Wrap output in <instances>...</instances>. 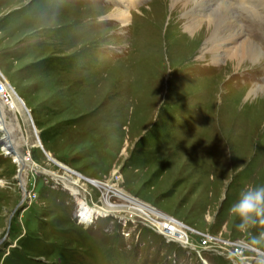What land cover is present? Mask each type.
<instances>
[{"label": "rangeland", "instance_id": "1", "mask_svg": "<svg viewBox=\"0 0 264 264\" xmlns=\"http://www.w3.org/2000/svg\"><path fill=\"white\" fill-rule=\"evenodd\" d=\"M126 2L0 0V82L29 110L18 114L27 172L0 131V264H260L264 245L250 239L264 224L240 231L228 209L264 184V12L226 0L263 58L217 64L170 0L130 6L125 27L110 15ZM47 154L81 176V196ZM98 181L149 206L157 224L126 213L86 225L84 197L130 204ZM171 222L187 244L159 231Z\"/></svg>", "mask_w": 264, "mask_h": 264}, {"label": "bare ground", "instance_id": "2", "mask_svg": "<svg viewBox=\"0 0 264 264\" xmlns=\"http://www.w3.org/2000/svg\"><path fill=\"white\" fill-rule=\"evenodd\" d=\"M127 1L129 2H126L125 6L127 10L121 11L118 9L115 11V13L110 15L111 17L113 16L118 18L125 27L129 25L131 20L129 9L144 0ZM240 2L250 3L252 5L254 4L256 7H260L264 12V0H240ZM170 7L172 12L177 9L183 12V17L188 23L187 25H182V30H184L183 32L185 35L188 34L195 37L197 32H200L198 35H200L202 32L204 33L203 36L206 37L204 50L207 49V53L211 52L214 55L217 54L214 56L215 63L219 61L217 58L219 56H222V59H231L234 61L233 63H237L238 65H241L244 61L257 62L262 60L263 53L260 51L261 49L259 50L257 47H255V44L249 41L248 38L245 37V34V36L243 35V27L239 24L240 17L238 18L234 5L229 4L226 2V0H170ZM189 7L192 8L188 9ZM152 8V6H149L147 10L151 11ZM185 12L187 13L185 14ZM6 88L11 95V103L9 105L3 103L0 97V131L3 132V150L6 154H11L13 162L17 163L20 169H22L23 165L25 166L20 171V173L24 171L27 172L26 166L28 160L21 157L17 151L18 148H20L21 142L23 140L25 141L23 135L21 134L22 128L19 123L18 114L27 117L29 110L26 108L24 100L19 97L16 91L11 88L8 83H6ZM253 92L256 94V92L261 93L263 91L262 88H254ZM8 115L11 116V121H8ZM35 134H37V132ZM34 146L45 151L43 144L38 139ZM47 155L51 160L54 159L53 161H55L66 172L67 178H64L63 182L69 187L73 195L76 197L79 195L81 196V187L79 188L78 186L86 187L85 183L82 182L81 176L60 163V161L56 160L54 157H52V155ZM20 180L25 192L23 175L21 176ZM93 184L98 188L105 190V193L103 191L104 196L109 194L111 191L116 196H120L123 200L129 202L130 204H112L109 201V195H107L101 199V205L88 206V203H86V199L84 197V199L79 201L80 208L78 212L80 214L79 217L86 225L89 224L92 221V218H95V216L103 218L110 214L120 215L126 213L137 215L140 218L153 222V224H157L153 219L154 216L156 217L158 215L155 211H153L146 204H143L127 196V194L119 190L116 185L101 183L99 181L93 182ZM165 223H160L157 226L161 233L163 232L166 236L179 241L181 244H187L189 242L186 232L182 231L179 225H177L175 222H171V224L165 226Z\"/></svg>", "mask_w": 264, "mask_h": 264}, {"label": "clouds", "instance_id": "3", "mask_svg": "<svg viewBox=\"0 0 264 264\" xmlns=\"http://www.w3.org/2000/svg\"><path fill=\"white\" fill-rule=\"evenodd\" d=\"M228 211L231 215L239 218L236 228L240 231H247L258 223L264 224V184L243 188ZM260 245H264V231L250 239V246ZM260 264H264V259L260 260Z\"/></svg>", "mask_w": 264, "mask_h": 264}, {"label": "built area", "instance_id": "4", "mask_svg": "<svg viewBox=\"0 0 264 264\" xmlns=\"http://www.w3.org/2000/svg\"><path fill=\"white\" fill-rule=\"evenodd\" d=\"M0 97L3 103L8 105L11 103V95L9 94L4 82H0Z\"/></svg>", "mask_w": 264, "mask_h": 264}, {"label": "water", "instance_id": "5", "mask_svg": "<svg viewBox=\"0 0 264 264\" xmlns=\"http://www.w3.org/2000/svg\"><path fill=\"white\" fill-rule=\"evenodd\" d=\"M24 167H25V166L23 165L22 169H23ZM22 169H21V170H22ZM19 173H20V172H19ZM205 264H206V263H205Z\"/></svg>", "mask_w": 264, "mask_h": 264}]
</instances>
